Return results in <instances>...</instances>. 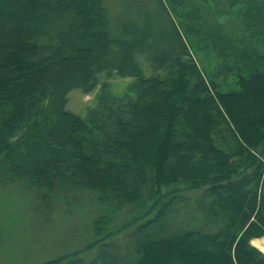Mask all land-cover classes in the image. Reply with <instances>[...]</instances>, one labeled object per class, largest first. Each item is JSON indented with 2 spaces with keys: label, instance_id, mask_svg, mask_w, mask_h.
I'll use <instances>...</instances> for the list:
<instances>
[{
  "label": "trees",
  "instance_id": "obj_1",
  "mask_svg": "<svg viewBox=\"0 0 264 264\" xmlns=\"http://www.w3.org/2000/svg\"><path fill=\"white\" fill-rule=\"evenodd\" d=\"M121 2L0 0V183L93 193L108 214L87 248L106 257L110 214L130 208L145 221L124 264H264V0ZM102 73L134 95L69 111ZM180 185L204 224L169 231Z\"/></svg>",
  "mask_w": 264,
  "mask_h": 264
},
{
  "label": "rangeland",
  "instance_id": "obj_2",
  "mask_svg": "<svg viewBox=\"0 0 264 264\" xmlns=\"http://www.w3.org/2000/svg\"><path fill=\"white\" fill-rule=\"evenodd\" d=\"M209 1L215 4L224 2ZM106 4L112 15H117L124 9L121 0H106ZM196 56H200L201 67L211 69L214 63L211 59L202 54ZM134 82V78L102 73L94 90L71 91L67 109L85 119L89 109L95 107L101 96L120 99L127 94L134 95L131 92ZM176 190L178 198L168 217L169 231L203 226L204 214L198 208L200 190L192 191L183 185L177 186ZM171 193L172 189L163 190L164 196ZM42 194L46 195V199L22 181L7 180L0 183V264H48L76 251L79 252L78 256L64 259L58 264H70L75 258L81 259L85 264L94 260H97L96 264L130 262L132 232L145 219L133 221L134 215L130 208L111 213L108 228L112 234L106 240L107 244H111L106 247L110 255L106 257L105 249L100 250L99 244L91 249L87 248L94 241L93 222L108 214L93 193L62 187L54 191L44 190ZM221 226L219 223L211 224L210 230H203L215 233ZM253 245L264 252V237L254 240Z\"/></svg>",
  "mask_w": 264,
  "mask_h": 264
}]
</instances>
